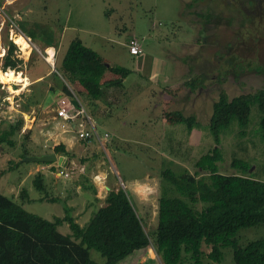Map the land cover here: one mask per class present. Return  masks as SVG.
<instances>
[{
  "label": "rangeland",
  "instance_id": "obj_1",
  "mask_svg": "<svg viewBox=\"0 0 264 264\" xmlns=\"http://www.w3.org/2000/svg\"><path fill=\"white\" fill-rule=\"evenodd\" d=\"M42 30L46 31L44 37ZM28 34L34 41L61 35L58 47L50 49L53 66L43 58L47 57L43 47L26 42L23 35ZM132 35L143 49L136 56L130 55L126 46ZM74 38L97 53L103 82L119 77L102 63L130 71L121 80L122 86L106 91L100 105L89 104L81 88L70 85L58 71ZM9 42L15 45L13 56L20 62L5 71L13 70L28 80L25 86L13 82L0 88V130L22 120L20 130L11 138L14 146L0 144V194L20 203L25 189L31 199L38 198L32 180L41 173L49 196L66 200L65 206L80 225L105 205L110 190L121 188L150 234L156 226L157 199L168 187L162 171L170 166L176 172L193 173L194 162L215 145L208 122L219 92L231 98L264 86V0H0L1 72H5ZM229 57L234 61L226 67ZM45 73L48 78L35 80ZM195 77L202 80L203 87L191 90L184 86ZM64 85L84 105L99 133L108 134L103 147L95 140L83 144L67 134L74 142L68 154L53 152L62 143L53 108ZM192 114L197 123L188 132L182 121ZM259 118V110L253 106L245 136L237 134L235 122L221 133L222 172H231L230 162L239 159L251 164L255 176L264 179ZM25 153L62 157L68 163V177L57 175L60 168L51 170L54 164L22 161ZM131 182L142 184L135 194ZM22 207L46 220L65 214L60 202L23 203ZM57 230L70 234L65 223ZM261 238L264 225L242 229L236 236L239 245ZM202 249L209 251L204 245ZM222 253L220 264H232L231 248ZM90 254L93 260L103 261L94 250ZM203 262L218 264L205 257ZM118 264L163 263L150 246Z\"/></svg>",
  "mask_w": 264,
  "mask_h": 264
},
{
  "label": "trees",
  "instance_id": "obj_2",
  "mask_svg": "<svg viewBox=\"0 0 264 264\" xmlns=\"http://www.w3.org/2000/svg\"><path fill=\"white\" fill-rule=\"evenodd\" d=\"M205 16L209 20L210 16ZM44 32H40L43 37ZM15 48L8 43L4 71L14 69L20 62L13 56ZM233 61L229 57L224 66H231ZM98 65L97 53L75 38L65 50L58 71L70 85L81 88L89 104H94L103 90L122 86L121 80L130 73L124 67L110 66L108 71L119 78L99 83L94 72ZM184 86L195 90L203 84L195 77ZM62 89L60 97L72 98L65 85ZM253 106L259 110V135L264 142V86L231 98L224 91L219 92L208 122L215 145L194 162L193 173L176 172L170 166L162 171L168 187L163 188L157 199L156 226L150 234L145 232L143 220L127 191L121 188L110 190L105 205L93 211L84 225L71 216L66 200L49 196L41 173L32 180L38 198L31 199L25 189L21 191L20 203L0 194V264H118L150 246L163 264H204V257L220 264L224 248H231L232 264H264V238L244 245H239L236 239L240 230L264 225V179L257 178L252 165L239 159L230 162L231 172H222L224 160L219 148L221 133L232 122L237 124L235 130L240 137L246 135ZM182 122L188 132L197 123L194 114ZM21 124L18 119L6 130H0V144L14 146L11 138ZM88 141L81 142L88 144ZM53 152L68 154L62 144L55 146ZM31 202H60L65 214L46 220L22 207L23 203ZM64 223L70 234L62 235L57 230ZM203 245L209 248L207 253ZM91 250L100 255L101 263L92 259Z\"/></svg>",
  "mask_w": 264,
  "mask_h": 264
},
{
  "label": "built area",
  "instance_id": "obj_3",
  "mask_svg": "<svg viewBox=\"0 0 264 264\" xmlns=\"http://www.w3.org/2000/svg\"><path fill=\"white\" fill-rule=\"evenodd\" d=\"M23 37L30 46H34L31 43L30 38L24 35ZM127 47L130 55L132 56H136L141 53V46L139 40L135 37H132L128 41ZM48 50H50V48L44 49L47 57L43 58L46 62L51 59L50 66H53L54 53H49ZM3 85L4 84L0 82V88ZM72 94V98L63 96L56 100L54 105L55 108H53V118L55 119L56 123H58V126L61 129L62 133L73 134L74 139L79 142L89 140V143L95 140L100 147H103V144H105V142L107 141L108 134L104 133L103 135H101L99 133L97 126L94 124L92 117L88 114L84 105L80 103V101L76 98L73 92ZM54 167L61 169H57L56 172L59 177H68L65 172V167L58 165H54Z\"/></svg>",
  "mask_w": 264,
  "mask_h": 264
},
{
  "label": "crops",
  "instance_id": "obj_4",
  "mask_svg": "<svg viewBox=\"0 0 264 264\" xmlns=\"http://www.w3.org/2000/svg\"><path fill=\"white\" fill-rule=\"evenodd\" d=\"M29 35V34H28ZM60 35V34H59ZM59 35H56V36H54V38L53 39H51L50 40V42H47L46 40H39V39H35V41L33 40V38L32 37H28V38H30V39H32L33 40V42L35 43H33L34 44V46H37V47H43L44 49L45 48H50V49H55V47H58V37L60 38V39H62L61 38V35L59 36ZM30 36V35H29ZM132 37H135V38H137L136 36H134V35H132V36H129L128 38H127V40H126V46L128 45V41L132 38ZM75 39V38H74ZM138 39V38H137ZM139 40V39H138ZM72 41V40H71ZM80 41H81V39H80ZM36 42L38 43V44H36ZM82 42V41H81ZM47 43H50L52 46H49V47H47L46 46V44ZM83 44H84V42H82ZM139 43H141L140 42V40H139ZM61 44V43H60ZM69 45V44H68ZM85 45V44H84ZM85 46H87V45H85ZM141 46V45H140ZM68 47V46H67ZM87 47H89V46H87ZM89 48H91V47H89ZM128 48V47H127ZM67 49V48H66ZM65 49V50H66ZM92 49V48H91ZM129 52V51H128ZM143 52V49L141 48V53ZM130 54V53H129ZM98 56V55H97ZM98 61H99V65L95 68V70H94V72H95V74L97 75V80L99 81V83H103V81L101 80V78L99 77L100 76V74H102L101 72H99V69H100V60H99V58H98ZM104 66H105V68L106 67H110V65H106V64H104V63H102ZM103 75V74H102ZM102 75H101V77H102ZM48 76H49V73H45V74H43L42 76H39V77H37L35 80H41V79H43V78H48ZM122 83H123V81H122ZM108 89H106V90H103V94H102V96L97 100V101H95V103L94 104H101V100H102V98L103 97H105L107 94H106V91H107ZM112 90V89H111ZM110 93H112V91H110ZM56 102V101H55ZM57 125H58V123H57ZM59 128V126L57 127V130L59 131V130H61L60 128ZM61 133H62V131H61ZM67 134L66 133H62V134H59L58 136H60L61 137V140H62V143H59V144H62V145H64V148H65V150L66 151H68L69 149H70V147H72V145H74V142L72 141V139L71 138H69V136H66ZM74 139V138H73ZM58 145V144H57ZM42 155V154H41ZM68 164V163H67ZM45 176V175H44ZM45 178V177H44ZM142 179V178H141ZM142 184L140 183V182H131V188H132V192H133V194H135V190L136 189H138L139 188V186H141ZM135 191V192H134Z\"/></svg>",
  "mask_w": 264,
  "mask_h": 264
},
{
  "label": "water",
  "instance_id": "obj_5",
  "mask_svg": "<svg viewBox=\"0 0 264 264\" xmlns=\"http://www.w3.org/2000/svg\"><path fill=\"white\" fill-rule=\"evenodd\" d=\"M22 161L30 163H47L66 167L67 162L62 157H57L54 153L36 155V156H23Z\"/></svg>",
  "mask_w": 264,
  "mask_h": 264
},
{
  "label": "bare ground",
  "instance_id": "obj_6",
  "mask_svg": "<svg viewBox=\"0 0 264 264\" xmlns=\"http://www.w3.org/2000/svg\"><path fill=\"white\" fill-rule=\"evenodd\" d=\"M22 36V35H21ZM19 48H22V46H19ZM49 53L50 50H48ZM51 63V59L48 60V64L50 65ZM27 78L26 77H22L19 74H16L15 72H13L12 70H7L5 72H1L0 71V82L4 85H10V83H21L22 86L27 83ZM8 90L10 92H12V89L10 88V86H8ZM14 93V92H13Z\"/></svg>",
  "mask_w": 264,
  "mask_h": 264
},
{
  "label": "clouds",
  "instance_id": "obj_7",
  "mask_svg": "<svg viewBox=\"0 0 264 264\" xmlns=\"http://www.w3.org/2000/svg\"><path fill=\"white\" fill-rule=\"evenodd\" d=\"M144 187H145V189H146L147 192H152V190H153L151 187H149L147 185H144Z\"/></svg>",
  "mask_w": 264,
  "mask_h": 264
}]
</instances>
